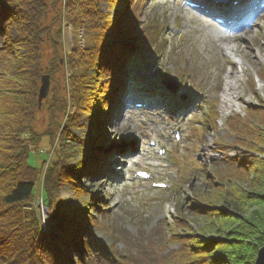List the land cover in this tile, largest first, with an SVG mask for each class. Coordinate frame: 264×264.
Listing matches in <instances>:
<instances>
[{
	"label": "trees",
	"instance_id": "obj_1",
	"mask_svg": "<svg viewBox=\"0 0 264 264\" xmlns=\"http://www.w3.org/2000/svg\"><path fill=\"white\" fill-rule=\"evenodd\" d=\"M132 1L66 0L67 20L88 38L66 54L62 29L54 33V23H61V0H0V264L255 263L264 242L263 101L248 109L254 123L243 117L227 121L243 155L215 161L199 191L187 193L182 183L165 193L177 200L172 225L164 220L148 231L141 223L136 235L119 230L106 222L113 221L106 197L79 180L85 176L96 182L109 168L103 167L102 146L111 105L118 111L123 97L131 95L155 103L174 101L160 83L152 87L138 77L148 67L146 55L157 31L144 25ZM103 3L117 13L104 11ZM133 37L135 42L127 44ZM46 44L54 54L47 65ZM46 73L53 83L43 103L50 122L37 133L33 125ZM84 114L93 121L89 142L76 135ZM45 138L49 147L43 150ZM31 151L45 152L41 168L29 163ZM45 165L41 197L46 218L34 206ZM112 178L117 177L110 171ZM68 183L76 184L77 203L70 206L60 200ZM92 227H107L124 249L103 244Z\"/></svg>",
	"mask_w": 264,
	"mask_h": 264
},
{
	"label": "rangeland",
	"instance_id": "obj_2",
	"mask_svg": "<svg viewBox=\"0 0 264 264\" xmlns=\"http://www.w3.org/2000/svg\"><path fill=\"white\" fill-rule=\"evenodd\" d=\"M234 0H229L230 5ZM138 3V4H137ZM205 3V0H204ZM213 3L208 0L205 9H194L183 5V0H133L132 6L138 5L140 19L148 24L152 30L157 31L153 39L152 48L148 50L146 61L148 68L142 69L138 77L146 79L149 86L155 87L156 83L173 77L179 79L178 88L166 87L173 97L172 104H166L165 100L158 104L148 106L127 107V103L121 104L118 111L112 108L108 111L110 119L106 121L107 129L104 130L107 140L104 143L103 151L106 156V163L112 169L111 161L122 154L124 157L131 150L135 154L125 160H119L115 168L120 169L119 180L108 182L107 174L100 176L96 182H91L87 177L81 176L79 180L83 185L91 186L92 192L97 196H104L107 199L105 207L111 212V222L119 229H126L136 235L139 225L144 223L145 230L150 231L160 221L164 225H172L176 216L177 202L175 197L165 194L162 190H153L150 183L146 184L133 180L131 170L136 168H151L155 171L156 179L184 183L186 192L194 193L204 187V177L201 166L208 167L210 171L215 161L223 158V153H219L220 144L230 146L225 152L229 156L243 155V150L236 146L234 133L231 131L226 120L230 117H243L254 123L252 115L248 112L249 107L258 106L260 101L264 102V61L261 56L264 53V12L258 18L255 27L242 29L238 33L228 36L225 29L214 28L212 20L207 15L206 6ZM104 11H109L113 15L117 13L115 9H109L106 3L102 4ZM238 6L234 4V8ZM247 14H253V7L246 3ZM215 15H221L222 11L216 6L212 7ZM219 11V13L217 12ZM61 23H54V33L62 29L63 41L65 43L64 52H70L71 45L82 43L79 37V30L64 29V23H69L65 14V9L61 5ZM246 15V14H245ZM52 21V17L49 22ZM61 26V27H60ZM211 26L213 31H220L226 39L223 41L216 37V34L208 32L207 27ZM142 27V26H141ZM15 34L13 35V37ZM133 38L127 41L132 44ZM87 42L88 38L85 36ZM228 43L238 45V56L229 57L222 54L219 44ZM44 64L47 65L53 58V51L50 44L44 46ZM261 52V53H259ZM256 53H259L258 55ZM243 55V57L241 56ZM257 55V57H256ZM244 62L245 70L242 72L240 63ZM239 74V79L235 86V93L239 94L240 100L236 105L226 108L221 104V96L226 88L228 75ZM261 75V76H260ZM57 78L62 82L61 74ZM52 79V76H51ZM53 87V83H52ZM164 88V86H162ZM125 97H123V101ZM195 102L194 107L187 112L190 102ZM174 106L170 108L169 106ZM192 105V104H191ZM180 106L188 107L184 109L185 116L177 115L176 110ZM174 109V110H173ZM179 117V118H177ZM213 128L208 123L213 122ZM50 122L48 110H41L38 113L37 121L33 125V130L37 133L46 131ZM80 129L76 130V135L81 141L93 140V121L90 114H84L81 120ZM182 130V139L176 142L172 139L171 128ZM147 140H158L160 144L156 148L168 146V151L174 153L179 160V171L181 177L173 178L176 174V165L171 166L150 147L139 148L141 138ZM48 139H44L43 150L49 147ZM226 151V150H224ZM154 152V153H153ZM45 152L36 154L31 151L29 163L35 167H42V160ZM80 158V157H79ZM47 165L42 169L45 174ZM199 169L200 173L195 172ZM207 170V171H208ZM192 179L191 184L186 182ZM44 176L40 177L42 184ZM178 180V181H177ZM75 183H68L60 190V200L63 205H73L77 203L75 197ZM40 188V186H39ZM97 198V197H96ZM41 203V201H40ZM38 204L43 216L47 217V208H42ZM99 204V203H98ZM166 223V224H165ZM196 229L197 225H193ZM112 227V226H111ZM143 227V228H144ZM93 234L106 246H117L119 250L124 249L122 242H114V237L107 227H92ZM176 247L177 245H174ZM173 248V247H172Z\"/></svg>",
	"mask_w": 264,
	"mask_h": 264
},
{
	"label": "bare ground",
	"instance_id": "obj_3",
	"mask_svg": "<svg viewBox=\"0 0 264 264\" xmlns=\"http://www.w3.org/2000/svg\"><path fill=\"white\" fill-rule=\"evenodd\" d=\"M220 3H223V2H220ZM225 4L228 8H231V6L229 5V3H223ZM216 4L212 5L215 6ZM217 5H220L219 3ZM257 24L256 22H253V24L250 26L251 27H255ZM208 29V32H212L213 34H216V37L223 40V41H226V39L222 36V34L220 33V31L216 32V31H213L211 26L207 27ZM218 47L220 48L222 54L224 52V55H229V57H232V56H238V45H229L228 43H225V44H219ZM261 53V52H259ZM259 53H256L257 55ZM256 55V57H257ZM243 57V55H241ZM261 59L262 61H264V53H263V56H261ZM235 60V59H234ZM236 62H238V60H235ZM240 63V69L242 70V72L245 70V65H244V62H238ZM239 74H236L235 76H231V75H228V81L226 83V88L224 90V93L223 95L221 96V104H223V106H225L226 108H231V107H234L236 105V101H239L240 100V96L239 94L235 93V86L237 84V81L239 79Z\"/></svg>",
	"mask_w": 264,
	"mask_h": 264
},
{
	"label": "water",
	"instance_id": "obj_4",
	"mask_svg": "<svg viewBox=\"0 0 264 264\" xmlns=\"http://www.w3.org/2000/svg\"><path fill=\"white\" fill-rule=\"evenodd\" d=\"M63 62V60H61ZM164 84L169 88H173L176 90L178 88V79L177 77H173L169 80H164ZM52 92V79L49 73H46L41 78V85L39 89V109L43 110V103L47 100L49 95ZM254 264H264V242L260 247L255 263Z\"/></svg>",
	"mask_w": 264,
	"mask_h": 264
},
{
	"label": "built area",
	"instance_id": "obj_5",
	"mask_svg": "<svg viewBox=\"0 0 264 264\" xmlns=\"http://www.w3.org/2000/svg\"><path fill=\"white\" fill-rule=\"evenodd\" d=\"M62 2H61V5L64 7V9H65V5H66V0H61ZM63 17H65V14L63 15ZM64 25V29H67V30H72V25L70 24V23H64L63 24ZM79 37L81 38V41H83L82 42V44L84 45V42H85V31H84V29H81L80 31H79ZM73 46L71 45V47L70 48H72Z\"/></svg>",
	"mask_w": 264,
	"mask_h": 264
}]
</instances>
